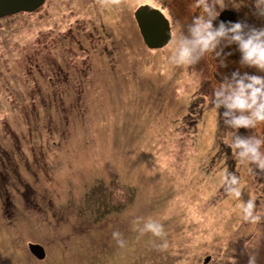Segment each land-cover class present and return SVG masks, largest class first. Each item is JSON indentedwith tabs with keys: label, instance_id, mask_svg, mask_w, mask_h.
Listing matches in <instances>:
<instances>
[{
	"label": "rangeland",
	"instance_id": "rangeland-1",
	"mask_svg": "<svg viewBox=\"0 0 264 264\" xmlns=\"http://www.w3.org/2000/svg\"><path fill=\"white\" fill-rule=\"evenodd\" d=\"M224 2L218 21L264 26L254 0ZM142 4L169 18L165 46L146 45ZM200 14L196 0H47L0 18V264H264V169L233 156L212 105L231 71L264 73L235 45L172 63Z\"/></svg>",
	"mask_w": 264,
	"mask_h": 264
},
{
	"label": "clouds",
	"instance_id": "clouds-1",
	"mask_svg": "<svg viewBox=\"0 0 264 264\" xmlns=\"http://www.w3.org/2000/svg\"><path fill=\"white\" fill-rule=\"evenodd\" d=\"M254 4L255 14L264 17V0H254ZM196 5L201 14L193 16L186 30H179L173 38L170 61L187 66L197 63L208 53L222 57L226 48L235 45L242 67L264 73V26L218 21L217 7L224 8V0H196ZM220 63L226 66L224 59ZM212 105L225 131L223 142L232 149L233 156L241 163H252L264 169V137L240 133V129H255L264 123V74L239 69L231 71L214 90ZM224 184L226 192L240 196L239 177L227 175ZM252 209L251 200L243 205L245 218L252 215Z\"/></svg>",
	"mask_w": 264,
	"mask_h": 264
},
{
	"label": "water",
	"instance_id": "water-1",
	"mask_svg": "<svg viewBox=\"0 0 264 264\" xmlns=\"http://www.w3.org/2000/svg\"><path fill=\"white\" fill-rule=\"evenodd\" d=\"M44 2L45 0H0V17L22 11H34ZM225 12L222 15L226 14ZM134 15L148 47H163L170 41L172 35L170 21L159 8L142 4L135 10ZM29 248L38 258H45L46 251L42 244L31 242ZM209 259L210 257H207L205 261Z\"/></svg>",
	"mask_w": 264,
	"mask_h": 264
},
{
	"label": "bare ground",
	"instance_id": "bare-ground-1",
	"mask_svg": "<svg viewBox=\"0 0 264 264\" xmlns=\"http://www.w3.org/2000/svg\"><path fill=\"white\" fill-rule=\"evenodd\" d=\"M194 205H192L191 203H189V207H193ZM177 211L178 212H181L178 208H177ZM212 213L213 212H208V216H207V218H206V220H207V226H210V225H213L214 224V222L212 221V220H216V219H218V218H216V217H213V215H212ZM223 215V214H222ZM222 215H218V216H222ZM217 216V217H218ZM178 220L180 221V223L182 222V218H180V217H178ZM196 223H194L193 225H195ZM180 229H182V226L181 227H179ZM210 234V232L209 233H206V237H209L210 238V236L211 235H209ZM205 237V235H204V233L203 234H199V235H197V236H192V241L193 242H198V241H200L201 239H203ZM183 239H179L178 241H182ZM192 246H194V243L193 244H191ZM43 247H44V245H43ZM44 249H45V247H44ZM46 250V249H45ZM207 257H209V256H207ZM206 257V258H207ZM205 258V259H206ZM206 262V261H205ZM208 262V261H207Z\"/></svg>",
	"mask_w": 264,
	"mask_h": 264
},
{
	"label": "flooded vegetation",
	"instance_id": "flooded-vegetation-1",
	"mask_svg": "<svg viewBox=\"0 0 264 264\" xmlns=\"http://www.w3.org/2000/svg\"><path fill=\"white\" fill-rule=\"evenodd\" d=\"M40 244H41V243H40ZM42 245H43V244H42ZM44 247H45V246H44ZM45 249H46V248H45ZM45 251H46V254H47V250H45ZM33 257L38 259V257H37L36 255H35V256L33 255ZM45 257H46V256H45ZM43 259H44V258H43ZM41 260H42V259H41Z\"/></svg>",
	"mask_w": 264,
	"mask_h": 264
},
{
	"label": "trees",
	"instance_id": "trees-1",
	"mask_svg": "<svg viewBox=\"0 0 264 264\" xmlns=\"http://www.w3.org/2000/svg\"><path fill=\"white\" fill-rule=\"evenodd\" d=\"M193 105H194V103H193Z\"/></svg>",
	"mask_w": 264,
	"mask_h": 264
}]
</instances>
